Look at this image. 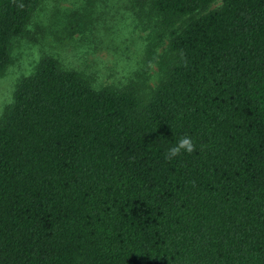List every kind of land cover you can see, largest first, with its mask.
I'll use <instances>...</instances> for the list:
<instances>
[{
	"label": "trees",
	"instance_id": "1",
	"mask_svg": "<svg viewBox=\"0 0 264 264\" xmlns=\"http://www.w3.org/2000/svg\"><path fill=\"white\" fill-rule=\"evenodd\" d=\"M128 1L142 68L42 52L0 111V264H264V0ZM38 3L0 0V73Z\"/></svg>",
	"mask_w": 264,
	"mask_h": 264
},
{
	"label": "rangeland",
	"instance_id": "2",
	"mask_svg": "<svg viewBox=\"0 0 264 264\" xmlns=\"http://www.w3.org/2000/svg\"><path fill=\"white\" fill-rule=\"evenodd\" d=\"M219 3L213 0L205 9ZM145 15L128 0H39L0 73V111L17 79L46 51H54L67 65L89 71L93 82L126 81L143 67L142 54L148 45L160 52L166 42L163 35L153 37L155 28L145 22ZM68 31H74L73 35ZM156 72V65L149 63L150 82L156 80Z\"/></svg>",
	"mask_w": 264,
	"mask_h": 264
},
{
	"label": "clouds",
	"instance_id": "3",
	"mask_svg": "<svg viewBox=\"0 0 264 264\" xmlns=\"http://www.w3.org/2000/svg\"><path fill=\"white\" fill-rule=\"evenodd\" d=\"M203 148V146H201ZM196 151V144L193 142V138L187 134L181 136L175 146L168 149L166 153V159L174 158L180 155L182 152L193 153Z\"/></svg>",
	"mask_w": 264,
	"mask_h": 264
}]
</instances>
